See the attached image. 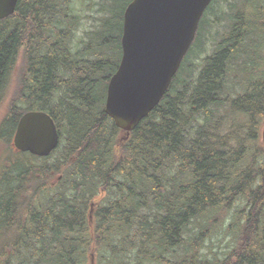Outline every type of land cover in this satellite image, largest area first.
<instances>
[{
    "label": "trees",
    "instance_id": "16d2710c",
    "mask_svg": "<svg viewBox=\"0 0 264 264\" xmlns=\"http://www.w3.org/2000/svg\"><path fill=\"white\" fill-rule=\"evenodd\" d=\"M77 1L19 0L0 21V102L19 68L0 143L10 148L28 112L50 115L61 136L49 158L11 155L0 173V264H264V0L232 5L198 76L187 66L179 77L199 27L128 136L105 102L132 0L109 22L102 5L78 42ZM226 219L231 248L211 258L205 243Z\"/></svg>",
    "mask_w": 264,
    "mask_h": 264
},
{
    "label": "water",
    "instance_id": "95a60500",
    "mask_svg": "<svg viewBox=\"0 0 264 264\" xmlns=\"http://www.w3.org/2000/svg\"><path fill=\"white\" fill-rule=\"evenodd\" d=\"M18 2L0 0V21L15 14ZM212 2L133 0L128 5L123 16L122 58L105 102V114L118 129L129 135L159 106ZM13 141L17 151L46 158L59 147L60 134L50 115L28 112L20 119Z\"/></svg>",
    "mask_w": 264,
    "mask_h": 264
},
{
    "label": "rangeland",
    "instance_id": "374dc122",
    "mask_svg": "<svg viewBox=\"0 0 264 264\" xmlns=\"http://www.w3.org/2000/svg\"><path fill=\"white\" fill-rule=\"evenodd\" d=\"M131 0H91L87 3L82 0H78L74 8L76 13L81 17L82 27L77 34V42L84 38L85 32H91L94 30V27H99V19L103 16V13L100 12L102 5L106 4L107 17L106 21L109 22L112 17H115L116 14H120L127 4ZM244 0H214L211 4L208 12L203 17V20L200 24V35L201 39H198L195 45L192 47L190 52V57L188 59V64L183 66L182 71L179 74V77H183L186 71V67L191 69L192 74L198 76V72L201 66L204 63V60L211 55L217 48L215 46L217 43H220L229 32V25L231 24V17L235 14L236 9L232 5L236 4L238 7L242 5L241 2ZM240 2V3H239ZM242 11H251V9H242ZM249 44V43H248ZM247 44V45H248ZM190 71V72H191ZM19 72V68H16V73L11 77L5 93H3L1 102H0V123L5 119L8 106L12 99V95L16 88V74ZM262 134V133H261ZM260 142L261 135H260ZM8 150V151H7ZM5 151V152H4ZM15 156L18 160L28 161L27 155L19 154L16 150L13 149V145L8 149L5 143H0V173L2 169H6V162L12 156ZM30 160H33L30 158ZM48 161H36V163L49 162ZM6 172L5 170H3ZM229 225V220L226 219L224 225L220 227L211 238H209L205 243V253L213 258L219 257L223 258L224 254L229 252L231 248V235L227 234V228ZM2 241V239H1Z\"/></svg>",
    "mask_w": 264,
    "mask_h": 264
}]
</instances>
